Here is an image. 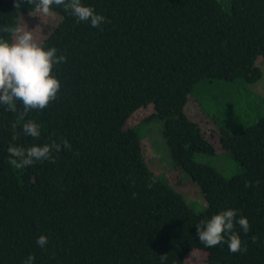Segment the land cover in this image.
Segmentation results:
<instances>
[{"label":"trees","instance_id":"trees-1","mask_svg":"<svg viewBox=\"0 0 264 264\" xmlns=\"http://www.w3.org/2000/svg\"><path fill=\"white\" fill-rule=\"evenodd\" d=\"M81 3L108 22L93 28L53 6L61 20L38 42L66 57L52 71L56 99L26 115L19 102L16 112L0 105V264L29 255L33 264H186L195 252L204 264H264V115L237 133L220 131L221 148L243 168L226 178L193 160L214 148L184 112L188 95L213 80H263L256 62L264 60V0H229L228 9L220 0ZM33 11L0 0V29L18 27V16ZM0 39L11 35L0 31ZM148 104L147 120L162 122L173 164L203 196L200 211L148 168L138 125L126 127ZM27 120L39 125V138L24 135ZM61 139L71 150L53 152L55 163H9V145ZM228 209L249 222L247 234L234 226L244 252L230 253L227 243L205 248L196 236L201 220ZM41 235L44 248L36 244Z\"/></svg>","mask_w":264,"mask_h":264},{"label":"clouds","instance_id":"clouds-1","mask_svg":"<svg viewBox=\"0 0 264 264\" xmlns=\"http://www.w3.org/2000/svg\"><path fill=\"white\" fill-rule=\"evenodd\" d=\"M22 4L34 5L35 12L45 17L55 16L53 6H62L65 12L76 18L77 22H88L93 28H101L108 22L102 15L96 14L92 7L84 6L81 0H14L15 8ZM11 35V42L0 39V105L9 112L17 111V102L23 106V114L32 110H43L54 101L60 90L59 81L52 75L55 65L66 62V57L57 55V49L47 50L34 40L32 30L27 27H4L0 29ZM23 133L34 139L40 136V127L33 120H27L22 127ZM61 146L71 150L67 140L52 142L43 146H31L27 149L9 145L7 153L9 163L16 168L31 166L36 162L55 163L53 152H60ZM248 186L247 183L245 185ZM150 187V185H149ZM237 212L232 209L221 211L209 220H201L196 226V236L205 248L227 243L230 253L246 251L242 247L240 236L234 232L239 224L245 234L250 230L246 218L236 219ZM255 242L256 238H252ZM48 243L46 236L37 238L36 244L44 248ZM35 257L29 255L23 264H33Z\"/></svg>","mask_w":264,"mask_h":264},{"label":"rangeland","instance_id":"rangeland-1","mask_svg":"<svg viewBox=\"0 0 264 264\" xmlns=\"http://www.w3.org/2000/svg\"><path fill=\"white\" fill-rule=\"evenodd\" d=\"M220 1L225 9L229 8V0ZM60 20L61 16L56 13L55 16L45 17L33 11L18 16V27L32 30L34 40L38 43L49 35ZM256 64L264 72V60L259 58ZM225 87L227 90L223 94ZM234 93L238 94L240 100L233 101L228 97ZM221 94L226 97H220ZM187 98L185 114L199 126L203 138L214 148V155L195 153L193 160L213 167L226 178L241 173L243 168L228 151L221 148L220 131L237 133L249 126L256 116L264 115V76L263 80L248 85L242 81L223 84L221 80H213L198 87ZM152 114L153 106L148 104L133 112L126 121V127L138 125L142 155L148 168L181 193L190 208L194 211L202 210L205 206L202 194L181 169L173 164L161 134L162 122L147 120ZM203 260L204 254L195 252L189 255L186 264H204Z\"/></svg>","mask_w":264,"mask_h":264}]
</instances>
